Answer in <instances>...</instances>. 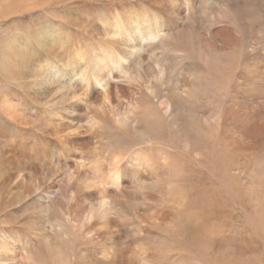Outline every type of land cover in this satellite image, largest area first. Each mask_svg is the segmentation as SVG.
<instances>
[{"label": "bare ground", "instance_id": "bare-ground-1", "mask_svg": "<svg viewBox=\"0 0 264 264\" xmlns=\"http://www.w3.org/2000/svg\"><path fill=\"white\" fill-rule=\"evenodd\" d=\"M198 2L0 0V137L13 135L0 145V264H161L170 242L195 256L216 239L214 264H242L241 164L260 136L256 114L236 99L212 118L201 109L178 119L168 94L193 97L198 68L215 79L178 31L199 7L203 52L231 51L236 98L246 84L237 23L211 13L214 0ZM74 3L95 8V20ZM130 135L135 148L97 154ZM121 195L134 203L124 234Z\"/></svg>", "mask_w": 264, "mask_h": 264}, {"label": "rangeland", "instance_id": "rangeland-1", "mask_svg": "<svg viewBox=\"0 0 264 264\" xmlns=\"http://www.w3.org/2000/svg\"><path fill=\"white\" fill-rule=\"evenodd\" d=\"M196 1L199 4L198 1L201 3L202 0ZM214 2L215 4H213L211 7V13H219L226 17V19L234 20L237 23L236 32L240 37L238 47L241 50V55L239 58V68L241 72L239 75H241L243 83L246 84H243L239 93V98H236L235 84H232V75L237 63L236 56L231 51L218 55L215 53L212 54L211 52H203V46L201 48L199 45L197 36L198 33L203 29L206 20L204 19L205 17L200 14L201 9L199 7V9L196 8L199 12V15H194L192 19L194 20V23L191 21L189 24L188 22L183 30L179 29V35H192L194 38L193 40L195 48H199L197 50H202L201 56L203 60H206L210 63L213 77L217 80L220 79V82L225 85V90H220L218 84L215 83V79L214 81H211L209 78H207V81H204L202 74H200L201 70L198 68L195 69V94L190 98L191 100L183 97L177 98L175 97L176 95L171 91L168 92V94L175 102L174 116L178 119H180V117H198L201 114V109L203 115L208 118H212L216 115V108L219 107L221 102L223 103L225 101L227 104L225 102L224 104L229 105L236 99L242 102L241 104L244 108L256 114L255 118L259 125L258 128L260 129V136L257 139L258 141H256V146L244 152L245 157L241 164L243 183L241 190L242 204H240V206L242 205V207L238 214L240 215L239 222L242 223L241 229L243 232L240 257L242 264H264V132H262L264 131V0H214ZM74 6L81 9L84 13H89L88 17H90V22L95 20L94 16L96 14V10L95 8L94 10L89 9L88 3L87 6L83 3H74ZM66 8L67 6H59L55 10L58 12L60 11L59 14H62V12L66 11ZM59 14L56 13L54 16L50 17L51 20L53 19V21H56V23L61 24V18ZM36 16L37 15L34 14L33 17ZM44 16L45 15L41 14L35 19L42 21L44 20L43 18H47V16ZM14 31L16 30H10L9 34ZM70 33H73V30H70ZM207 104L212 106V108H215L208 109V111L204 112L203 108ZM12 136L13 135H9V137ZM165 137L166 136H164V138ZM8 138L5 137L3 139L0 137L1 147H4V145L6 146L5 142ZM98 138L101 139L99 134H97V139ZM112 142L107 144V146L104 145L106 148L101 146L97 151V154L103 155L104 152L112 151L113 149L115 150V148H117L116 151L121 149L127 151L130 150V148H135V143L140 142V140L139 138H135V136L130 135L129 139L123 138V140H120L121 143L114 140H112ZM41 163V169L52 170L56 166H59L58 162L44 161ZM219 175L220 174L216 165V168L213 169L212 175L214 182L218 181ZM229 176L228 178H230ZM186 183V181H176V185H179L180 187H185ZM121 196L120 199L117 200L116 208L119 212L118 220H121L119 223L122 225L121 228L124 230V234L128 233L135 221V217L132 214V205H134V203L132 197L127 198L126 195H123L124 197L122 196L121 198ZM118 201H120V203ZM22 213V208L18 209L17 207V210L14 212L12 211L10 214L11 216L9 215V217L12 220L13 215L19 217ZM217 240L218 239H216V243L211 246L209 253H207V248L196 247L199 251L195 256H192L188 254L187 251H184L183 248H181L182 246L177 242L176 247L171 245L172 242H170L171 244L166 247L170 249L169 251H171V254L169 253L168 255V251H164L162 254L163 259L161 260V264H175V262L176 264H214L215 253L219 247ZM172 252L174 255H172Z\"/></svg>", "mask_w": 264, "mask_h": 264}]
</instances>
